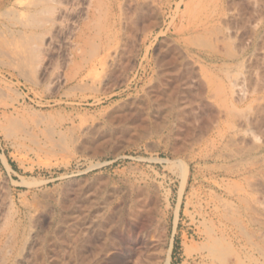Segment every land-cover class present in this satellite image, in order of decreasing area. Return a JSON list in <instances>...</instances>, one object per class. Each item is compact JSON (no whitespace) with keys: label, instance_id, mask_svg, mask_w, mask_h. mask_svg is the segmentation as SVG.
<instances>
[{"label":"rangeland","instance_id":"rangeland-1","mask_svg":"<svg viewBox=\"0 0 264 264\" xmlns=\"http://www.w3.org/2000/svg\"><path fill=\"white\" fill-rule=\"evenodd\" d=\"M0 264H264V0H0Z\"/></svg>","mask_w":264,"mask_h":264},{"label":"bare ground","instance_id":"bare-ground-1","mask_svg":"<svg viewBox=\"0 0 264 264\" xmlns=\"http://www.w3.org/2000/svg\"><path fill=\"white\" fill-rule=\"evenodd\" d=\"M138 207H139V206H138ZM75 222H76V224H78V220H76Z\"/></svg>","mask_w":264,"mask_h":264}]
</instances>
